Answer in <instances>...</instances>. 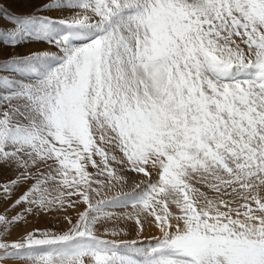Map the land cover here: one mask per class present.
<instances>
[{
  "label": "snow or ice",
  "instance_id": "snow-or-ice-1",
  "mask_svg": "<svg viewBox=\"0 0 264 264\" xmlns=\"http://www.w3.org/2000/svg\"><path fill=\"white\" fill-rule=\"evenodd\" d=\"M0 177V264H264V0H0Z\"/></svg>",
  "mask_w": 264,
  "mask_h": 264
},
{
  "label": "rangeland",
  "instance_id": "rangeland-1",
  "mask_svg": "<svg viewBox=\"0 0 264 264\" xmlns=\"http://www.w3.org/2000/svg\"><path fill=\"white\" fill-rule=\"evenodd\" d=\"M23 4V3H22ZM20 5L18 8L17 7H13L14 6V3H11V4H8L7 6L11 9V10H14V11H18V12H24V11H30L31 10V6L27 5V6H23V5ZM6 177H0V179H4ZM3 211V207L0 206V212ZM13 213H9V215H12ZM47 223L48 221L47 220H37L36 218H32V222L31 224L29 225V227H45L47 226ZM20 231V230H18ZM16 233L13 234V236L11 238H16Z\"/></svg>",
  "mask_w": 264,
  "mask_h": 264
},
{
  "label": "bare ground",
  "instance_id": "bare-ground-1",
  "mask_svg": "<svg viewBox=\"0 0 264 264\" xmlns=\"http://www.w3.org/2000/svg\"><path fill=\"white\" fill-rule=\"evenodd\" d=\"M23 2L14 3L13 7H19ZM23 6H27L25 3L22 4ZM29 6V5H28Z\"/></svg>",
  "mask_w": 264,
  "mask_h": 264
}]
</instances>
